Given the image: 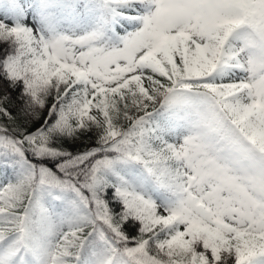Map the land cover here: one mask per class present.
<instances>
[{"label":"snow or ice","instance_id":"6c2138e0","mask_svg":"<svg viewBox=\"0 0 264 264\" xmlns=\"http://www.w3.org/2000/svg\"><path fill=\"white\" fill-rule=\"evenodd\" d=\"M0 264H264V0H0Z\"/></svg>","mask_w":264,"mask_h":264}]
</instances>
